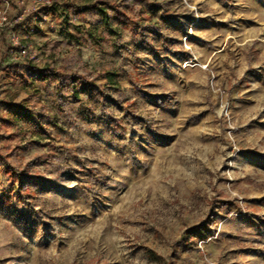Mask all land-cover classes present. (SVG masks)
<instances>
[{
  "label": "rangeland",
  "instance_id": "obj_1",
  "mask_svg": "<svg viewBox=\"0 0 264 264\" xmlns=\"http://www.w3.org/2000/svg\"><path fill=\"white\" fill-rule=\"evenodd\" d=\"M49 1L0 0V264H264V0Z\"/></svg>",
  "mask_w": 264,
  "mask_h": 264
},
{
  "label": "trees",
  "instance_id": "obj_2",
  "mask_svg": "<svg viewBox=\"0 0 264 264\" xmlns=\"http://www.w3.org/2000/svg\"><path fill=\"white\" fill-rule=\"evenodd\" d=\"M130 1L133 3L132 5H138V0H127V4H125L126 8L131 5L129 4ZM137 1V2H136ZM110 9L118 16L119 20L126 25L130 26L132 22H135L134 20L126 14L122 9L119 10L118 6H112L109 5ZM96 9L100 10L98 6L95 7ZM103 11V10H100ZM3 70L7 72L8 74H12L14 76L19 75L23 79L30 81L33 80L36 75H38L41 79H48L51 76H55L58 80L59 86H58V92L61 94L62 92H71L74 96H78V89L77 86H83L88 91H90L92 94L96 96L97 99H99V91L94 92V88L96 87L94 85V82L91 78L90 74H86L79 71H71L70 66L65 62V60L62 62L59 68L54 67H45V68H39L38 66L34 65L32 61L30 60H22V61H12L10 64L3 65ZM69 67V68H68ZM60 99L62 100L61 96ZM12 109L9 110L12 113H19L21 110V107L18 105L11 106ZM10 107V108H11ZM9 112V113H10ZM30 114L34 116L37 123L43 127L47 124L53 123L55 120L53 116H51L49 113H47L44 109H42L39 106H33L31 108ZM2 121L5 122L3 119ZM5 123H10L9 120H7ZM5 178H19L20 176L24 179H27L28 181L23 184L20 182L19 185V196L23 197V193L28 189V184H32L37 187H44L45 182L44 180L40 178H29L26 174H22L21 172H17L15 169H9L5 171ZM17 194V193H16Z\"/></svg>",
  "mask_w": 264,
  "mask_h": 264
},
{
  "label": "built area",
  "instance_id": "obj_3",
  "mask_svg": "<svg viewBox=\"0 0 264 264\" xmlns=\"http://www.w3.org/2000/svg\"><path fill=\"white\" fill-rule=\"evenodd\" d=\"M37 1V4L39 5V6H47V7H49V6H51L52 4H51V1H49V0H36ZM25 53V52H24Z\"/></svg>",
  "mask_w": 264,
  "mask_h": 264
}]
</instances>
